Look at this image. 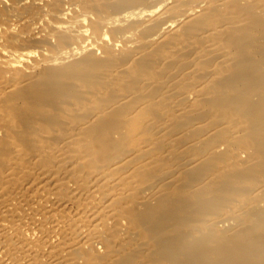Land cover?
Here are the masks:
<instances>
[{"label": "bare ground", "instance_id": "6f19581e", "mask_svg": "<svg viewBox=\"0 0 264 264\" xmlns=\"http://www.w3.org/2000/svg\"><path fill=\"white\" fill-rule=\"evenodd\" d=\"M0 264H264V0H0Z\"/></svg>", "mask_w": 264, "mask_h": 264}]
</instances>
